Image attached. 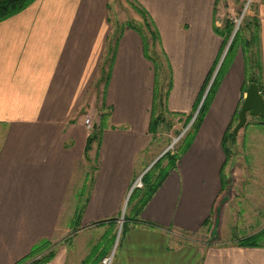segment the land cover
<instances>
[{"label":"crops","instance_id":"1","mask_svg":"<svg viewBox=\"0 0 264 264\" xmlns=\"http://www.w3.org/2000/svg\"><path fill=\"white\" fill-rule=\"evenodd\" d=\"M110 1L34 0L0 21V264L15 263L42 239L55 249L46 264H101L93 260L105 243L111 245L104 256L115 251L110 264H264V242L235 244L264 228L260 212L250 215L256 218L253 232L231 228V238L204 249L195 244L206 219H212L211 228L219 225L222 138L244 97L239 49L190 146L139 217H126V230L117 239L134 180L169 142L150 132L154 66L135 29L122 28L106 87L97 84L113 30ZM133 1L148 12L158 31V48L171 71L165 108L176 114L172 126L183 128L218 63L222 38L214 26L220 25L216 17L228 3ZM256 16L264 88V0H257ZM86 111L94 121L101 111L108 116L99 143L89 151L96 157V170L80 229L71 233L74 193L86 174ZM255 186L260 185L248 188Z\"/></svg>","mask_w":264,"mask_h":264},{"label":"trees","instance_id":"2","mask_svg":"<svg viewBox=\"0 0 264 264\" xmlns=\"http://www.w3.org/2000/svg\"><path fill=\"white\" fill-rule=\"evenodd\" d=\"M33 1L34 0H0V21L20 12ZM131 7L133 8L134 11H136L140 15L142 19L141 25H133L132 23L127 22L125 24L113 26V30L111 31V33L107 38V45L101 61L97 84L102 83L104 88L106 87L114 59L117 42L120 38L122 28L126 26L135 29L141 36L142 49L144 55L151 60L154 66L155 82L153 87V105H152L151 119H150V132L152 134H155L159 126L167 121L166 116L171 115L170 113H168V111L165 108L166 96L171 85V73H170L171 71L163 51L160 49L158 52L156 51V48L159 47L160 45V38L158 31L151 17L149 16L148 12L143 7H141L136 3H131ZM233 27L234 25L230 20H225V22L222 24L221 27L214 26V32L218 36H220L223 40L221 53L223 52V49L229 37L231 36ZM238 49L241 51L244 62V81L242 84V91L245 92V88L249 83L255 82L257 83L258 89L264 99V88L262 82V64L259 54V19L256 16H252V17L244 16L243 24L241 26L239 25L238 29L235 31V34L230 42V45L225 53V56L218 70L215 73V76L205 94V97L203 98L198 108V111L196 113L193 122L191 123L187 131L184 133L183 137L180 139V142L178 143L177 147L174 150L168 149L167 151H165L161 155V157H159L141 175L142 187L133 188L132 191L130 192L128 203L132 201L133 205L131 208V212L128 216L139 217L145 204L149 201V199L157 190V188L165 180L170 170L175 168L176 162L180 159L181 155L190 146L208 110L209 104L220 83V80L223 74L225 73L229 63L231 62L234 53ZM163 66L165 69V73L163 70ZM161 74H163V76ZM211 76L212 73L209 75V77L205 82L203 93L209 83ZM161 80L163 81L165 80L166 83H164L163 85V81ZM202 95L199 99V102L202 98ZM242 100L243 98H241V102ZM198 104L196 108L198 107ZM239 107L237 108V111H235L230 123L228 124L223 134L222 147L225 153V161L223 163L221 172H223L232 154L229 144H233L235 142V138L232 137V128L237 121ZM194 112L186 118L185 125L189 122ZM107 116H108V111L107 112L101 111L99 114V122L93 125L92 130L88 133L86 137V142L84 147V157L88 163L92 162V165H91V173L86 172L82 184L75 190L74 193L76 198V204L72 215L71 224L75 226H78L80 223V219L87 199L88 189L92 181L93 173L96 170V159H95L96 157L91 158L89 156V151L92 149L93 144L99 143L100 133L102 128L105 126ZM173 116H176V114H173ZM258 118L260 119V122L264 123L263 118L261 117ZM245 124H247V122H245ZM222 187H224V180ZM126 217L127 215L124 214L122 228L118 239L126 230V225H127ZM136 220L139 219L137 218ZM208 221L209 220L206 219L203 222L202 226H206ZM261 239H264V228L255 234L237 239L235 241V244L238 246H261L262 244ZM110 245L106 243L103 246L102 250L100 251V255L94 258L93 263H97L100 260L101 256H103L107 252V249L109 248ZM54 255H55V249L51 241L47 239H42L37 241L35 244H33L29 252L13 264H46L53 258ZM85 263L86 260H83L81 264H85Z\"/></svg>","mask_w":264,"mask_h":264},{"label":"rangeland","instance_id":"3","mask_svg":"<svg viewBox=\"0 0 264 264\" xmlns=\"http://www.w3.org/2000/svg\"><path fill=\"white\" fill-rule=\"evenodd\" d=\"M219 1L221 2V0ZM225 2H227L228 4L224 5L223 15L216 17L220 21V25L217 27H221L225 20H230L233 23L234 27L235 25L241 26L243 24L244 16H256L257 0H225ZM247 2L248 4L246 6V9L243 15L240 16L243 11L244 5ZM131 3L135 2L133 0L110 1L109 18L111 19L113 26L125 24L127 22H130L133 25H141L142 19L140 15L133 10V8L131 7ZM156 51H159L158 47L156 48ZM221 54L219 55V58ZM163 70L165 73L164 66ZM161 75L163 76V74ZM164 83H166L165 80L163 81V85ZM84 115L90 118L92 128L95 123L97 124L99 122V117H97L96 121H94L95 119L93 118L92 113L86 111ZM166 117L167 121L159 126L157 132L155 133L157 135L154 136H157L158 138H160L159 140L163 141L164 143L166 142V144L169 142V145L173 138H175L186 125L184 123L183 128L173 127L172 125L174 123L177 124L175 117L171 115H167ZM246 122L247 124L243 125L236 135L235 142L233 144H229L232 154L223 170L224 187L222 188V195L219 197L216 205L218 208V215L217 213L215 214V219L217 218L219 222L218 229H216V225L211 228L212 219L211 222L209 219L206 228L203 231L197 233L195 236V244L199 247V249H204L205 244L216 243L217 241L231 238V234L234 235L230 230L231 228L238 230H240L241 228L240 231L242 233L244 231H247L248 233L253 232L252 229L255 228V225L252 224V220L253 223H255L256 218L254 220L250 215L259 212L264 215V200H261L262 198H264V123L260 122V119L257 116H249L246 119ZM92 128L90 130L86 129L87 132L89 133ZM243 133H246L247 137L244 138ZM183 135L173 143L172 147L170 148L171 150H174L177 147ZM91 165L92 162L86 163V172L91 173ZM79 183L80 181L77 182V184ZM248 185L260 186H255V188H248ZM252 195H254V197L256 195L257 199L255 197V200H252ZM132 205L133 202L130 201L128 203L127 199L125 208L123 209L127 216L131 212ZM123 213L122 219H120V221L117 223V236H120L124 216ZM63 218H67V216L64 215ZM238 221H244V223H241L240 225H238L239 227H236L235 224ZM79 229V225H72L70 231L71 233H73L78 231ZM236 233H239V231ZM261 242H264V239H261ZM105 244H103V246ZM102 248L100 249V251L102 250ZM105 256H101V264L102 259Z\"/></svg>","mask_w":264,"mask_h":264},{"label":"water","instance_id":"4","mask_svg":"<svg viewBox=\"0 0 264 264\" xmlns=\"http://www.w3.org/2000/svg\"><path fill=\"white\" fill-rule=\"evenodd\" d=\"M245 7V5H244ZM245 11V8H243V11L241 13V15L244 13ZM238 26L235 25L233 31H232V34L230 36V38L228 39L227 43H226V46L219 58V61L215 67V70L209 80V83L203 93V96L198 104V107L196 108L193 116L191 117V119L189 120V122L186 124V126L182 129V131L175 137L173 138V140L171 141V143L166 147V149L159 155L157 156L153 161L152 163L147 167V169L159 158L161 157V155L167 151L168 149H170L173 145V143L179 139L183 133L189 128V126L191 125V123L193 122L195 116H196V113L198 111V108L203 100V98L205 97V94L209 88V86L211 85V82L215 76V73L216 71L218 70L224 56H225V53L230 45V42L235 34V31L237 30ZM247 116H257V117H261L264 119V99L258 89V85L257 83L255 82H251L247 85V87L245 88V92H244V97H243V100L240 104V107H239V111H238V118H237V121L236 123L234 124L233 128H232V137L235 138L236 135L238 134V131L239 129L245 124L246 122V119H247ZM146 169V170H147ZM145 170V171H146ZM144 171V172H145Z\"/></svg>","mask_w":264,"mask_h":264},{"label":"built area","instance_id":"5","mask_svg":"<svg viewBox=\"0 0 264 264\" xmlns=\"http://www.w3.org/2000/svg\"><path fill=\"white\" fill-rule=\"evenodd\" d=\"M84 125L85 128L87 130H90L92 128V124L90 121V118L88 116H85L84 118ZM142 182H141V175H139L133 182L132 188H137V187H141ZM112 257H113V253H110L108 255H106L103 259H102V264H110L112 261Z\"/></svg>","mask_w":264,"mask_h":264},{"label":"bare ground","instance_id":"6","mask_svg":"<svg viewBox=\"0 0 264 264\" xmlns=\"http://www.w3.org/2000/svg\"><path fill=\"white\" fill-rule=\"evenodd\" d=\"M247 4H248V2L245 4V7H244L245 9H246ZM242 15H243V14H242ZM242 15H240V16H242Z\"/></svg>","mask_w":264,"mask_h":264}]
</instances>
